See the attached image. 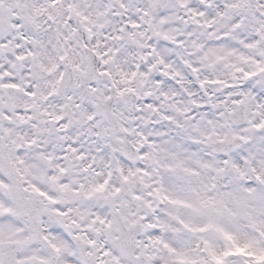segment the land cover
I'll list each match as a JSON object with an SVG mask.
<instances>
[{"label":"snow or ice","instance_id":"obj_1","mask_svg":"<svg viewBox=\"0 0 264 264\" xmlns=\"http://www.w3.org/2000/svg\"><path fill=\"white\" fill-rule=\"evenodd\" d=\"M0 264H264V0H0Z\"/></svg>","mask_w":264,"mask_h":264}]
</instances>
